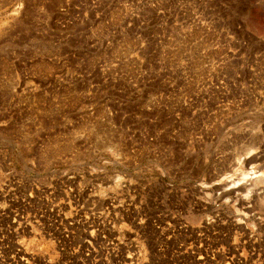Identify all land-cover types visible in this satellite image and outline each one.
I'll use <instances>...</instances> for the list:
<instances>
[{
  "label": "rangeland",
  "instance_id": "374dc122",
  "mask_svg": "<svg viewBox=\"0 0 264 264\" xmlns=\"http://www.w3.org/2000/svg\"><path fill=\"white\" fill-rule=\"evenodd\" d=\"M0 264H264V0H0Z\"/></svg>",
  "mask_w": 264,
  "mask_h": 264
}]
</instances>
